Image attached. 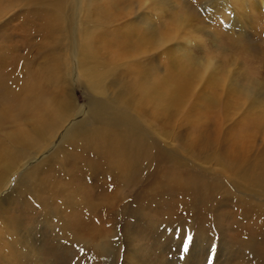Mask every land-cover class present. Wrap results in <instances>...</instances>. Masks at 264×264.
<instances>
[{
	"label": "rangeland",
	"instance_id": "374dc122",
	"mask_svg": "<svg viewBox=\"0 0 264 264\" xmlns=\"http://www.w3.org/2000/svg\"><path fill=\"white\" fill-rule=\"evenodd\" d=\"M86 53L142 147L130 170L82 144L49 164L88 108L42 153L21 144L0 264H264V0H0V153L15 124L32 130L13 120L23 101L87 102Z\"/></svg>",
	"mask_w": 264,
	"mask_h": 264
},
{
	"label": "bare ground",
	"instance_id": "6f19581e",
	"mask_svg": "<svg viewBox=\"0 0 264 264\" xmlns=\"http://www.w3.org/2000/svg\"><path fill=\"white\" fill-rule=\"evenodd\" d=\"M90 13L91 12L89 11L88 14ZM86 55V60L79 62L78 59L76 67H80L85 62L88 63V61H91V63H89V66L87 65L86 71L82 70L84 73H80V76L83 77L82 81L89 91L88 95L90 98L87 100V102L79 105V103L74 100L75 103L73 106L71 96H69L68 94L67 100L65 99L64 95L63 97L59 96V92L54 93V95L50 97L49 100L42 102L43 96L41 93L39 96L37 95L31 99L33 102H30V100H26V102L24 103L23 101L20 110L16 114L13 113L15 114L13 115L14 117L12 116L13 120H16L17 116L22 114L28 116L30 118V126H32V130L27 131L24 125L15 124V127L12 131L6 132V137L9 136L7 140L10 139V141L15 144L13 147H10L9 152H7L6 150H2V153H0V179H7L6 183L10 179V176L13 174V172L17 170V168L19 169V167L21 166V163H17L15 165V162H17L19 159L24 158V156L27 154V150H24L21 144H24L27 149L33 146L34 150L36 149V153H42L37 151H39L40 147L46 144L52 136L57 134L58 130L62 127L64 122L71 115L77 112H81L86 108H88L89 113H91V121L89 122L90 125L88 126L90 128L78 132L73 138L69 139L59 148L54 150L52 154L47 157V161L49 162V164L54 159L57 160L66 148H72L73 146H75L79 149L80 145L82 144L84 147L90 148L95 151L94 155H96V152H98L100 156L101 154H103L105 160L104 163L107 162V164H110L109 160H111L118 167L131 168L129 164L132 157L142 147V138L139 127L133 124V122L136 121L131 115H128L125 112L119 116L116 113H113L116 111L112 107L109 109V102L107 101V99L109 100L110 96L107 94L108 92L105 94L103 84L104 81L103 83L101 81L102 74L100 75V68L97 66L98 64L96 66H94V64L92 65V63L96 62L97 59H93V56L88 55V53H86ZM52 72L53 70H49L48 73L46 72V74L49 75ZM21 96L22 94L18 95L17 93L14 98H20ZM67 101H70V103H68ZM80 114L81 113L77 114L73 119H76L78 116H80ZM2 120H4V116H2ZM75 127L76 124H72L71 131H73ZM46 133L50 135L48 137H45ZM99 165L101 166V164ZM44 167L46 166H43V168ZM36 169H38L37 166L31 167L28 171L21 173L19 179H34V174L36 175V171L34 170ZM120 170L118 169V171ZM4 187L6 186L4 185ZM1 192H3V190Z\"/></svg>",
	"mask_w": 264,
	"mask_h": 264
},
{
	"label": "snow or ice",
	"instance_id": "6c2138e0",
	"mask_svg": "<svg viewBox=\"0 0 264 264\" xmlns=\"http://www.w3.org/2000/svg\"><path fill=\"white\" fill-rule=\"evenodd\" d=\"M193 237L189 234L185 235V239H184V243H183V247H182V251L184 253H187L189 250V246L191 244ZM81 251L83 252V249H81ZM213 251V250H212ZM214 252V251H213ZM213 259L214 257L212 256V254L210 253V257H209V264H213Z\"/></svg>",
	"mask_w": 264,
	"mask_h": 264
}]
</instances>
